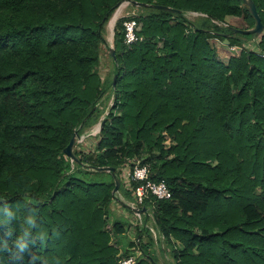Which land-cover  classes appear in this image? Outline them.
I'll return each mask as SVG.
<instances>
[{
	"label": "trees",
	"instance_id": "trees-1",
	"mask_svg": "<svg viewBox=\"0 0 264 264\" xmlns=\"http://www.w3.org/2000/svg\"><path fill=\"white\" fill-rule=\"evenodd\" d=\"M252 1L256 51L226 24L254 27L242 0H0V264H118L136 250L135 264H264V0ZM124 2L146 5L134 7L140 40L126 46L117 21L102 79L105 27ZM213 40L238 54L222 62ZM104 99L94 150L72 162L64 149ZM134 160L170 192L140 206L161 261L147 227L121 250L126 221L107 223L117 193L133 197L119 176ZM93 168L116 170L117 193Z\"/></svg>",
	"mask_w": 264,
	"mask_h": 264
},
{
	"label": "rangeland",
	"instance_id": "rangeland-1",
	"mask_svg": "<svg viewBox=\"0 0 264 264\" xmlns=\"http://www.w3.org/2000/svg\"><path fill=\"white\" fill-rule=\"evenodd\" d=\"M135 7V6H134ZM131 4L130 5H124V3H122L114 12V14L112 15V17L110 18V20L108 21L106 27H105V40L107 42V47L102 46L101 47V60H100V74L102 76V74L106 73L107 76H110V71L112 68V62L111 59L108 57V47L109 48H113V37H114V29H115V25L117 23L118 20H123L125 17L129 16L130 14H138L140 12H142L140 9H136L134 8ZM120 10V11H119ZM117 11H119L115 23L114 25L111 27L110 23L113 19V17L115 16V14L117 13ZM189 18L194 19L195 17L199 16L197 14H192V13H188L187 14ZM226 24L229 25L230 27H235L238 29H251L249 28V24L242 18H227L226 20ZM253 28V27H252ZM262 34V33H261ZM257 40L255 41H247L245 43V47L250 49V50H254L256 51V46H257V41H259V37H256ZM213 46L215 47L216 51H217V55L219 57V59L226 63L228 61V59L231 56H234L235 54H238V52L236 53V50H232V47H229L228 44H226L225 42H221L219 40H213L212 41ZM104 102L101 104V106L99 107V110L101 111V117L98 121V123H95L94 125H92L91 127L87 128L86 130H84L83 132H81L79 134V139L78 142L76 143L75 147H74V152H82V153H89L92 152L94 150L95 144H96V136L99 134V124L102 121V119L106 118L109 112V109L113 103V100L110 99L109 101H106V99L103 100ZM96 129V131H95ZM128 167H124L119 178L121 179L124 187H128L127 186V182H126V177L128 174ZM118 197H119V201L122 202V204L117 203V202H113L111 207H110V213L108 215V226L110 227L111 224L113 223V221H115L116 219H123L126 221L127 225L125 227L126 231L125 234L123 235V237L121 238L122 241V245L120 246L121 250H125L127 249L128 243L129 242H133L136 239V234L139 228H141L142 226L147 227V229H149L150 234L153 238L154 241V246H153V250L155 251V253L158 255V260L161 261V254H160V245H159V235L157 234V231L154 227L153 224V220L151 217V214L149 212V215H146L147 221H145V217L142 216V214L140 215L139 213L135 212V210H132L133 212H130L126 209H124L123 205L125 206H130L131 204L134 203L133 197L128 198L125 196H122L120 193H117ZM114 240V239H113ZM148 239L146 238V236H144L142 243H147ZM136 248L132 249V251H134ZM168 260L171 261L170 257L167 258Z\"/></svg>",
	"mask_w": 264,
	"mask_h": 264
},
{
	"label": "built area",
	"instance_id": "built-area-1",
	"mask_svg": "<svg viewBox=\"0 0 264 264\" xmlns=\"http://www.w3.org/2000/svg\"><path fill=\"white\" fill-rule=\"evenodd\" d=\"M124 5H130V3L124 2ZM135 16V14H130L125 17L123 22L124 44L126 46H131L140 40L137 34L140 31L141 24ZM232 50L235 51V48L232 47ZM126 179L128 187L130 182L137 184L133 191L134 203L129 206L132 210H139L143 201L150 196L159 200H167L170 197L166 183L164 181H153L150 176L149 166L142 165L138 160L133 161L132 169L128 171ZM139 255L140 252L136 250L133 256L120 259L118 264H135Z\"/></svg>",
	"mask_w": 264,
	"mask_h": 264
},
{
	"label": "water",
	"instance_id": "water-1",
	"mask_svg": "<svg viewBox=\"0 0 264 264\" xmlns=\"http://www.w3.org/2000/svg\"><path fill=\"white\" fill-rule=\"evenodd\" d=\"M243 3L246 5V7L249 10V13L251 14L253 20H254V27L251 29H238L235 27H230V31L235 33V34H240V35H254L255 37L261 35V33L263 32V25L261 23V19L257 13L255 4L252 0H242ZM135 7H139V6H146L145 4H138L135 3L134 4ZM155 8H158L160 10H164V11H168V12H172V13H180L181 11L179 10H175L169 7H164V6H154ZM226 44H228V41L225 40L224 41ZM110 56L112 57L113 60H115V53L113 48H110ZM115 80L116 78H113V86L115 85ZM104 119H102V121L99 124V131L104 123L103 121ZM79 132L78 130L74 131L72 138L69 142V144L67 145V147L64 149L63 153L72 161V162H79L78 158L76 157V155L74 154V147L76 145V143L78 142L79 139ZM95 171L98 172H108V173H112V176L114 178V182H115V187L113 190V193H117L119 187H120V179L116 176L115 172L116 170L114 168H93ZM135 212L139 213L140 215L143 214L144 212H146L145 208L136 210Z\"/></svg>",
	"mask_w": 264,
	"mask_h": 264
},
{
	"label": "clouds",
	"instance_id": "clouds-1",
	"mask_svg": "<svg viewBox=\"0 0 264 264\" xmlns=\"http://www.w3.org/2000/svg\"><path fill=\"white\" fill-rule=\"evenodd\" d=\"M31 202H33V203H39V201H31ZM33 224H34V217H31L30 216L26 220V228H25L24 233H23L24 236H27L28 235V232L31 229V227L33 226ZM19 246H20L21 249L23 248V244L22 243Z\"/></svg>",
	"mask_w": 264,
	"mask_h": 264
},
{
	"label": "bare ground",
	"instance_id": "bare-ground-1",
	"mask_svg": "<svg viewBox=\"0 0 264 264\" xmlns=\"http://www.w3.org/2000/svg\"><path fill=\"white\" fill-rule=\"evenodd\" d=\"M119 11H120V10H119ZM119 11H117V13L115 14V16L113 17V19H112V21H111V23H110V26H111V27L114 25L115 20H116V17H117V15H118ZM95 131H96V129H95Z\"/></svg>",
	"mask_w": 264,
	"mask_h": 264
},
{
	"label": "crops",
	"instance_id": "crops-1",
	"mask_svg": "<svg viewBox=\"0 0 264 264\" xmlns=\"http://www.w3.org/2000/svg\"><path fill=\"white\" fill-rule=\"evenodd\" d=\"M106 76H107L106 73H104V74H102L101 78L104 79V78H106Z\"/></svg>",
	"mask_w": 264,
	"mask_h": 264
}]
</instances>
